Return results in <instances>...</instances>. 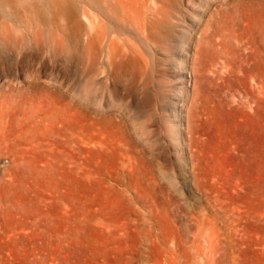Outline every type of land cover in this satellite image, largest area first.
<instances>
[{
    "label": "rangeland",
    "instance_id": "374dc122",
    "mask_svg": "<svg viewBox=\"0 0 264 264\" xmlns=\"http://www.w3.org/2000/svg\"><path fill=\"white\" fill-rule=\"evenodd\" d=\"M0 264H264V0H0Z\"/></svg>",
    "mask_w": 264,
    "mask_h": 264
}]
</instances>
